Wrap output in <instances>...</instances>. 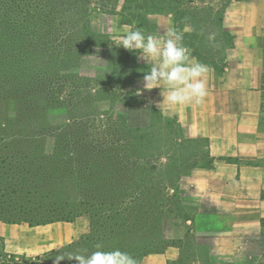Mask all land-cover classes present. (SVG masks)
<instances>
[{"label": "rangeland", "instance_id": "obj_1", "mask_svg": "<svg viewBox=\"0 0 264 264\" xmlns=\"http://www.w3.org/2000/svg\"><path fill=\"white\" fill-rule=\"evenodd\" d=\"M140 1L143 0H98L99 3H91L89 8L96 12L89 17L91 30L85 33L87 40L80 42L76 65L66 68L61 83L53 82L48 96L38 93L30 97V106H34L30 111L32 115L34 112L30 128L15 119L17 113L29 106L23 96L0 98V128L7 126L3 119L8 116L11 131H34L35 137L45 142L44 154L54 160L65 154L64 158L70 164L73 149L69 140L74 138L84 139L83 142L97 140L98 148L106 143V147L121 149L120 155L128 157L126 164L130 168L138 165L148 168L145 162L152 159L155 164L152 172L160 178L163 197L164 214L160 225H156L158 230L149 234L114 233L107 240L104 237L106 246L111 244L129 249L138 257L135 258L137 264L147 255L161 252L168 246L179 248L176 258L167 264H259L262 260L260 253L264 250L256 229L238 231L234 223L239 221L228 219L205 217L195 221L196 203L185 198L176 186L177 180L187 175L191 166L205 167L208 157L203 140L182 138L175 122L163 117L150 105L149 94L140 91L144 88L142 76L149 71L148 61L119 45L120 38L134 27L140 28L145 35H164L153 18L157 16L152 15L150 7L143 8ZM145 1L147 4L156 2L162 15L177 22L174 25L183 33V43L191 51L210 53L214 50L222 54L229 44L228 37L220 32L217 23L222 7L230 0H194L191 4L188 0ZM82 6L86 5L83 3ZM22 12L13 16L16 12L10 9L4 15L7 47L11 36L14 37L13 31L18 28L17 40L32 36V30L27 27L32 23L31 14ZM210 37H216V40ZM128 66L132 67L129 80L126 75ZM4 95L11 97L6 92L0 94ZM62 139L68 141L66 146H63ZM8 156H13L12 150ZM14 160L15 156L9 164L14 165ZM66 186L72 199L75 198L70 183ZM253 206L259 209L258 215H264V203ZM185 219H192L196 224L191 225L193 230L190 227L187 233ZM89 223L86 214L71 221H55L51 225L0 222V251L25 256L42 253L46 245L58 241V236L63 239L74 229L79 231L88 227L89 230ZM13 224L17 226L15 230L10 229L13 226H7ZM230 229L233 230L231 233ZM180 235L183 236L178 237ZM209 237L212 240H207Z\"/></svg>", "mask_w": 264, "mask_h": 264}, {"label": "trees", "instance_id": "obj_2", "mask_svg": "<svg viewBox=\"0 0 264 264\" xmlns=\"http://www.w3.org/2000/svg\"><path fill=\"white\" fill-rule=\"evenodd\" d=\"M96 2L99 3L98 0H0V94L6 92L11 96L0 98L23 96L29 106L15 117L23 126L30 128L34 118V112L30 113L34 108L30 106V97L38 93L48 96L53 82L61 83L66 68L76 65L80 42L87 40L85 33L91 30L89 17L96 12L89 5ZM140 2L143 8L161 11L156 2ZM10 9L16 12L13 16L22 11L31 14L32 23L27 27L32 36L17 40L15 36L20 34L14 21V37L11 36L7 47L3 18ZM10 120L4 117L7 126L0 128V222L38 226L71 221L86 214L90 223L88 233L78 240L39 255L0 251V264H53L60 253L83 250L90 253L97 250L96 246L105 251L115 249L111 244L106 246L104 240L114 233L149 234L158 230L156 225H160L164 214L163 197L160 178L152 172L155 169L152 159L145 162L148 168L142 165L130 168L126 164L128 157L120 155L121 149L106 147V143L98 148L97 140L83 142L84 139L74 138L69 140L72 163L66 161L65 154L54 160L43 153L44 140L35 137L30 129L24 133L11 131ZM62 141L66 146L68 141ZM10 150L12 157H16L14 165L9 164ZM69 183L75 194L73 199L66 186ZM262 228L260 242L264 250V220ZM118 249L132 255L127 248ZM260 257L259 264H264V252ZM60 264L76 261L65 259Z\"/></svg>", "mask_w": 264, "mask_h": 264}, {"label": "crops", "instance_id": "obj_3", "mask_svg": "<svg viewBox=\"0 0 264 264\" xmlns=\"http://www.w3.org/2000/svg\"><path fill=\"white\" fill-rule=\"evenodd\" d=\"M152 15L157 16L153 18L162 34L176 24L173 18L167 19L160 12L153 11ZM217 26L229 41L222 54L214 50L191 51L194 60L209 67L207 95L202 103L169 105L163 98L166 96L163 87L150 90L144 87L140 91L149 94L150 105L163 117L175 122L182 138L205 142L206 166L192 167L176 184L185 198L196 203L193 219L239 221L234 223L238 231L256 229L260 237L264 215H258L259 209L253 205L264 203V0H230L222 7ZM211 40L215 41L216 37ZM144 59L150 71L156 61ZM131 68H127V80ZM220 213L227 215L219 217ZM184 221L185 233L191 225H196L192 219ZM14 225L7 226L15 230ZM76 230L66 238L58 236V241L46 245L41 252L71 242L85 234L88 227ZM178 248L168 246L147 255L139 264L152 261L167 264L176 258Z\"/></svg>", "mask_w": 264, "mask_h": 264}, {"label": "clouds", "instance_id": "obj_4", "mask_svg": "<svg viewBox=\"0 0 264 264\" xmlns=\"http://www.w3.org/2000/svg\"><path fill=\"white\" fill-rule=\"evenodd\" d=\"M211 39V37H210ZM184 36L174 25L169 26L163 36L145 35L138 27L120 38L119 45L135 51L140 58H150L156 63L143 76L146 89L162 87L163 97L169 105L200 104L207 95L209 67L191 57V49L183 43ZM88 252H67L56 255L53 264L62 260H74L76 264H137L136 259L118 248Z\"/></svg>", "mask_w": 264, "mask_h": 264}]
</instances>
